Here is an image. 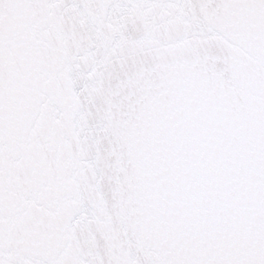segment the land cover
Segmentation results:
<instances>
[{"label":"snow or ice","instance_id":"snow-or-ice-1","mask_svg":"<svg viewBox=\"0 0 264 264\" xmlns=\"http://www.w3.org/2000/svg\"><path fill=\"white\" fill-rule=\"evenodd\" d=\"M0 264H264V0H0Z\"/></svg>","mask_w":264,"mask_h":264}]
</instances>
